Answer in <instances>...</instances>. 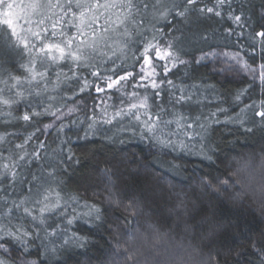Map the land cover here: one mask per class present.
<instances>
[{
    "label": "snow or ice",
    "instance_id": "obj_1",
    "mask_svg": "<svg viewBox=\"0 0 264 264\" xmlns=\"http://www.w3.org/2000/svg\"><path fill=\"white\" fill-rule=\"evenodd\" d=\"M200 68L211 76L196 83ZM229 74L246 84L232 96L235 117L222 106L228 97L206 83L235 79ZM221 123L264 130V0H0V264H68L73 249L102 231L112 236L109 261L137 264L126 241L141 231L146 205L120 189L128 173L112 160L80 178L85 191L104 186L107 207L69 193V170L90 165L72 150L69 131L105 146L115 142L106 135L112 128L139 136L171 157L163 164L177 175L195 158L199 200L250 187L246 163L219 167L228 159L212 142ZM170 215L177 228L207 239L208 264H264V230L236 224L218 241L230 228L214 211L191 224L179 194ZM143 231L162 229L146 222Z\"/></svg>",
    "mask_w": 264,
    "mask_h": 264
},
{
    "label": "trees",
    "instance_id": "obj_2",
    "mask_svg": "<svg viewBox=\"0 0 264 264\" xmlns=\"http://www.w3.org/2000/svg\"><path fill=\"white\" fill-rule=\"evenodd\" d=\"M192 27L195 30L196 25ZM189 50L190 55H199L194 49ZM4 60L7 68H14V61L6 57ZM205 74L211 76V68H200L199 73L194 74L195 82L199 83L200 76ZM186 82L192 83V80ZM206 83L215 84L217 91L228 97L229 102L222 106L228 108L229 114L235 117L239 108L231 103L232 96L246 84L241 83L240 77L237 76L232 80L216 77ZM254 98H259V89ZM111 103L112 101H109V104ZM208 110L203 109L205 112ZM219 119L223 122L227 120V116L220 115ZM213 127L215 129L212 135L213 145L218 144V151L228 156L219 167L225 171H232L238 166V161L247 164L250 173L248 178L250 187L246 186L247 194L236 193L235 189H230L228 192L221 191L219 195L209 192L197 200V196L200 195L199 178L202 173L193 171L198 164L195 158H188L191 163L188 164L187 172L178 175L170 173L163 161L170 160L171 157L150 148L146 141L139 139V136L125 134L116 128L106 133L115 140L108 146L103 145L98 138L89 141L77 140L75 129L68 132L72 141V150L77 158L89 160L90 165L80 168L75 174L69 170V175L66 177L69 181L67 191L81 197L82 204L95 201L107 207V204L99 198L106 195L103 191L104 186L88 187L85 191L84 187L87 185L80 178L91 174V165L98 163L103 168L105 160H112L121 172L128 173L119 181L120 189L142 200L146 205L145 214L139 217L141 231L137 233L136 239L126 241L130 249H135L133 256L137 264H208L207 249L204 248L208 243L207 239L199 238V230L194 233L191 229L185 232L183 226L177 228L176 217L170 215V206L175 202L177 194L189 202L190 215H185L184 219L191 224L198 223L203 216L214 211L217 221L225 228H230L229 232L219 234L218 241L226 240L232 232H236V228L230 227L236 224L243 228L247 222L250 226L264 230V130L256 128L253 132H246L243 127L232 123L216 124ZM94 152L95 156H93ZM133 156L137 163H130ZM253 188L256 189L255 192L252 191ZM192 203L197 204L195 209L191 207ZM201 209L206 211L202 212ZM193 216L195 219H192ZM146 222L156 225L162 231L156 235L151 232L145 233L143 229L146 227ZM80 227L83 228V225ZM120 231L121 229H117V232ZM89 239L90 243L86 249L72 250L68 264H105L109 261L111 249L108 241L112 236L102 231V235L94 234ZM118 247H123V243ZM109 264H127V261L113 257Z\"/></svg>",
    "mask_w": 264,
    "mask_h": 264
},
{
    "label": "rangeland",
    "instance_id": "obj_3",
    "mask_svg": "<svg viewBox=\"0 0 264 264\" xmlns=\"http://www.w3.org/2000/svg\"><path fill=\"white\" fill-rule=\"evenodd\" d=\"M229 75L240 77L239 75H236V74H229Z\"/></svg>",
    "mask_w": 264,
    "mask_h": 264
}]
</instances>
